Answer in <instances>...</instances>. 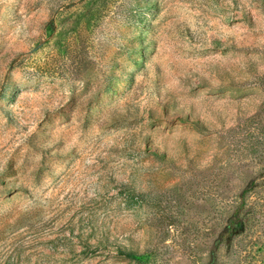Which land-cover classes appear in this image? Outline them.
<instances>
[{"label": "rangeland", "instance_id": "obj_1", "mask_svg": "<svg viewBox=\"0 0 264 264\" xmlns=\"http://www.w3.org/2000/svg\"><path fill=\"white\" fill-rule=\"evenodd\" d=\"M0 264H264V0H0Z\"/></svg>", "mask_w": 264, "mask_h": 264}, {"label": "trees", "instance_id": "obj_2", "mask_svg": "<svg viewBox=\"0 0 264 264\" xmlns=\"http://www.w3.org/2000/svg\"><path fill=\"white\" fill-rule=\"evenodd\" d=\"M125 257L129 259H134V256L132 254H125Z\"/></svg>", "mask_w": 264, "mask_h": 264}]
</instances>
